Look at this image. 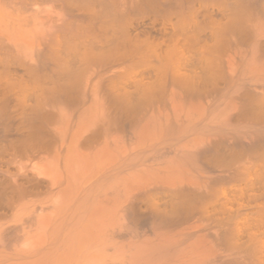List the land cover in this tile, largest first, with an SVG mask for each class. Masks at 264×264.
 Here are the masks:
<instances>
[{
  "label": "bare ground",
  "instance_id": "bare-ground-1",
  "mask_svg": "<svg viewBox=\"0 0 264 264\" xmlns=\"http://www.w3.org/2000/svg\"><path fill=\"white\" fill-rule=\"evenodd\" d=\"M262 168L264 0H0V264H264Z\"/></svg>",
  "mask_w": 264,
  "mask_h": 264
},
{
  "label": "rangeland",
  "instance_id": "rangeland-1",
  "mask_svg": "<svg viewBox=\"0 0 264 264\" xmlns=\"http://www.w3.org/2000/svg\"><path fill=\"white\" fill-rule=\"evenodd\" d=\"M240 91H242V90H240ZM223 135L224 136H227L226 134H223ZM262 169H264V168H262ZM248 178L249 179H256V178H260V177H259V174L258 173H250L249 176H248Z\"/></svg>",
  "mask_w": 264,
  "mask_h": 264
}]
</instances>
